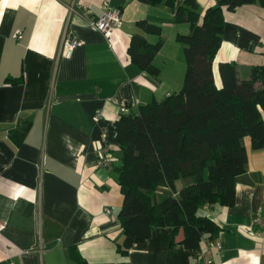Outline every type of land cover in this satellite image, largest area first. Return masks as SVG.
Listing matches in <instances>:
<instances>
[{
	"label": "crops",
	"instance_id": "crops-1",
	"mask_svg": "<svg viewBox=\"0 0 264 264\" xmlns=\"http://www.w3.org/2000/svg\"><path fill=\"white\" fill-rule=\"evenodd\" d=\"M104 1L0 0V264H264V238L252 225L264 206V149L254 150L249 136L242 139L248 162L236 177L234 205L200 210L221 228L213 240L193 250L181 242L182 229L173 242V227H157L123 253L116 122L124 103L135 113L182 89L187 62L177 35L190 33L191 25L176 21L183 0L174 8L165 1L108 0L122 9L123 23L105 36L91 25ZM219 1H198L200 22ZM224 15L218 86L221 62H236L241 79L264 65V6ZM144 20L161 33L141 26ZM66 33L79 40L70 57L62 51ZM134 34L153 44L163 38L153 59L157 73L132 62ZM104 145L117 158L111 168L98 165ZM190 183L178 178L176 190ZM157 194L175 193L162 186Z\"/></svg>",
	"mask_w": 264,
	"mask_h": 264
},
{
	"label": "trees",
	"instance_id": "trees-1",
	"mask_svg": "<svg viewBox=\"0 0 264 264\" xmlns=\"http://www.w3.org/2000/svg\"><path fill=\"white\" fill-rule=\"evenodd\" d=\"M142 1H165L172 8L177 3ZM198 1L183 0L176 8V21L191 25L190 33L177 35L187 62L182 89L140 106L135 113L122 112L116 122L121 162L114 170L125 196L119 213L125 254L150 238L157 227H173V242L182 229L181 242L193 250L201 248L203 239L213 240L221 228L201 214V208L205 204L234 205L236 177L246 171L248 162L243 137L252 139L254 150L264 149V65H253L250 77L241 79L236 62H221V86L214 74L225 10L251 3L264 6V0H220L209 6L202 22ZM139 24L151 33H161L145 20ZM162 44L163 38L153 44L134 34L128 49L132 62L157 73L153 59ZM181 177L191 183L177 191ZM162 186L175 194L159 199Z\"/></svg>",
	"mask_w": 264,
	"mask_h": 264
},
{
	"label": "built area",
	"instance_id": "built-area-1",
	"mask_svg": "<svg viewBox=\"0 0 264 264\" xmlns=\"http://www.w3.org/2000/svg\"><path fill=\"white\" fill-rule=\"evenodd\" d=\"M102 14L99 16L93 17L91 20V25L100 30L105 36H109L113 30L119 29L122 27L123 17H122V9L120 7L113 6L110 1H104L102 5ZM19 38L22 37V33L19 34ZM62 51L65 57L72 56L74 49L79 45V40L71 34H65L62 39ZM130 112V107L127 103H124L121 108V113ZM101 113L97 112L95 118L101 119ZM103 140L107 138V131L102 130ZM117 158L113 155L108 146L104 145L100 148L99 151V160L98 165L106 168H111L113 162ZM106 214H111L112 209L106 207ZM252 225L256 230H254V234L256 236H260L264 238V206L257 209V211L252 215ZM220 248L221 244H218Z\"/></svg>",
	"mask_w": 264,
	"mask_h": 264
}]
</instances>
